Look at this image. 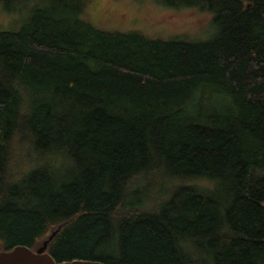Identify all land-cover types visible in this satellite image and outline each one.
I'll return each mask as SVG.
<instances>
[{
  "label": "trees",
  "instance_id": "1",
  "mask_svg": "<svg viewBox=\"0 0 264 264\" xmlns=\"http://www.w3.org/2000/svg\"><path fill=\"white\" fill-rule=\"evenodd\" d=\"M34 1L0 29V250L264 264V0H155L213 14L168 39Z\"/></svg>",
  "mask_w": 264,
  "mask_h": 264
},
{
  "label": "rangeland",
  "instance_id": "2",
  "mask_svg": "<svg viewBox=\"0 0 264 264\" xmlns=\"http://www.w3.org/2000/svg\"><path fill=\"white\" fill-rule=\"evenodd\" d=\"M64 1L70 3V0ZM34 2L26 0L20 8L19 1L0 7V29H17ZM83 11V18L97 28L137 31L150 38H207L214 31L212 12L194 7H171L155 0H87ZM202 180L206 181L208 190L216 187L215 180ZM140 187L153 191L148 181H143Z\"/></svg>",
  "mask_w": 264,
  "mask_h": 264
},
{
  "label": "water",
  "instance_id": "3",
  "mask_svg": "<svg viewBox=\"0 0 264 264\" xmlns=\"http://www.w3.org/2000/svg\"><path fill=\"white\" fill-rule=\"evenodd\" d=\"M56 230L35 249L26 246H15L11 250H0V264H104L96 260H72L56 262L47 252L48 242Z\"/></svg>",
  "mask_w": 264,
  "mask_h": 264
}]
</instances>
